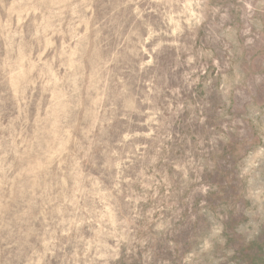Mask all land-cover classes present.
<instances>
[{
  "label": "rangeland",
  "instance_id": "obj_1",
  "mask_svg": "<svg viewBox=\"0 0 264 264\" xmlns=\"http://www.w3.org/2000/svg\"><path fill=\"white\" fill-rule=\"evenodd\" d=\"M0 264H264V0H0Z\"/></svg>",
  "mask_w": 264,
  "mask_h": 264
}]
</instances>
